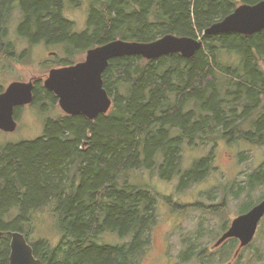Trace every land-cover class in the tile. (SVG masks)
<instances>
[{
    "label": "trees",
    "instance_id": "trees-1",
    "mask_svg": "<svg viewBox=\"0 0 264 264\" xmlns=\"http://www.w3.org/2000/svg\"><path fill=\"white\" fill-rule=\"evenodd\" d=\"M65 1L1 0L0 53L15 59L14 45L6 40L16 11L18 37L30 46H55L62 53L59 67L118 39L151 42L173 34L200 38L202 46L189 59L177 53L154 60L113 58L102 74L112 99L106 114L93 120L66 114L48 118L40 137L0 148V232L5 233L0 264H9L8 233L20 232L27 240L32 213L50 204L62 237L55 248L42 240L30 244L42 264H137L149 244L157 199L127 177L122 181L123 175L156 170L164 181L178 176L183 190L203 180L213 162L209 154L182 171L184 144L264 147V29L251 36L203 34L240 5L262 0H94L81 33H74L73 22L64 17ZM34 86L30 105L48 112L57 97L41 79ZM261 186L264 162L233 196ZM223 206L224 200L209 210L216 213ZM253 206L246 202L239 214ZM105 233L129 241L99 244ZM237 243L230 239L219 248Z\"/></svg>",
    "mask_w": 264,
    "mask_h": 264
},
{
    "label": "rangeland",
    "instance_id": "rangeland-1",
    "mask_svg": "<svg viewBox=\"0 0 264 264\" xmlns=\"http://www.w3.org/2000/svg\"><path fill=\"white\" fill-rule=\"evenodd\" d=\"M1 1V0H0ZM6 1V0H2ZM9 1V0H8ZM94 0H66L64 17L73 22V32L81 33L87 27L89 9ZM19 23V12L12 16L9 36L6 40L14 45L15 59H7L0 53V89L5 90L13 82H29L46 78L51 69L60 68L57 62L61 52L55 46L44 43L30 46L18 37L15 27ZM200 39V38H199ZM86 52L79 55L76 62L85 60ZM57 103L48 112L34 105L21 106L16 115L17 127L13 132L0 130V148L10 143L34 140L44 132L48 118L63 115ZM213 154L211 169L205 178L183 190H179V177L170 181L160 179L156 170L130 171L129 184L148 189L156 195L155 223L148 232L149 244L144 249L137 264H264V221L258 226L249 247L239 249V243L232 248H215L214 243L228 228L246 202L257 204L264 197V186L249 194L234 198L237 186L244 182L264 162V147L243 143L218 141L205 146L183 145L181 170H188L193 162ZM243 157H241V156ZM215 167V169H213ZM225 201L222 211L216 213L209 207ZM173 204H176L174 206ZM192 207H185L186 205ZM14 214L16 212L14 211ZM29 244L40 240L55 248L62 237L58 227V217L53 205L45 206L32 213V221L27 228ZM23 233L26 235V231ZM122 240L117 234L105 233L98 239L99 244L117 246Z\"/></svg>",
    "mask_w": 264,
    "mask_h": 264
},
{
    "label": "water",
    "instance_id": "water-1",
    "mask_svg": "<svg viewBox=\"0 0 264 264\" xmlns=\"http://www.w3.org/2000/svg\"><path fill=\"white\" fill-rule=\"evenodd\" d=\"M264 29V0L237 7L223 20L215 22L204 31L213 36L223 33H236L251 36ZM199 38L167 34L151 42L113 40L104 45L91 48L85 60L70 66L51 69L43 81V86L58 99L60 109L66 115H82L89 120L106 114L112 99L103 88L102 74L110 60L122 56H139L154 60L171 54L192 58L201 48ZM33 80L13 82L0 92V130L13 132L17 123L14 117L16 107L33 102ZM264 218V197L246 213L232 220L230 226L220 235L214 247L235 239L239 250L250 245L255 237L259 223ZM5 233L0 232V237ZM9 264H42L33 254L32 246L20 232H9Z\"/></svg>",
    "mask_w": 264,
    "mask_h": 264
},
{
    "label": "flooded vegetation",
    "instance_id": "flooded-vegetation-1",
    "mask_svg": "<svg viewBox=\"0 0 264 264\" xmlns=\"http://www.w3.org/2000/svg\"><path fill=\"white\" fill-rule=\"evenodd\" d=\"M44 81V80H43ZM35 80H33V84H34Z\"/></svg>",
    "mask_w": 264,
    "mask_h": 264
},
{
    "label": "bare ground",
    "instance_id": "bare-ground-1",
    "mask_svg": "<svg viewBox=\"0 0 264 264\" xmlns=\"http://www.w3.org/2000/svg\"><path fill=\"white\" fill-rule=\"evenodd\" d=\"M35 87V86H34Z\"/></svg>",
    "mask_w": 264,
    "mask_h": 264
}]
</instances>
